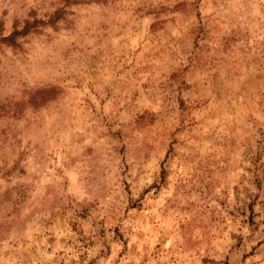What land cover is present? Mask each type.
I'll use <instances>...</instances> for the list:
<instances>
[{"label": "clouds", "instance_id": "clouds-1", "mask_svg": "<svg viewBox=\"0 0 264 264\" xmlns=\"http://www.w3.org/2000/svg\"><path fill=\"white\" fill-rule=\"evenodd\" d=\"M0 264H264V0H0Z\"/></svg>", "mask_w": 264, "mask_h": 264}]
</instances>
